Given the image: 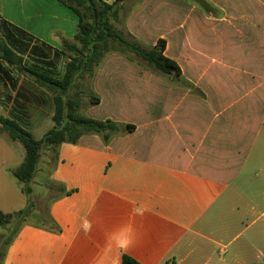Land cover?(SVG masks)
Here are the masks:
<instances>
[{
  "label": "crops",
  "instance_id": "1",
  "mask_svg": "<svg viewBox=\"0 0 264 264\" xmlns=\"http://www.w3.org/2000/svg\"><path fill=\"white\" fill-rule=\"evenodd\" d=\"M164 1L128 2L123 30L146 49L164 40L179 70L106 56L90 119L120 131L108 143L86 135L59 147L49 210L60 231L23 226L2 264H121L124 254L141 264H264V0H205L206 49L185 31L187 60L177 52L182 25L172 39L150 31L174 24L184 2L164 15ZM77 29L57 0H0V39L31 70L61 78L62 42ZM54 113L53 93L0 55V116L42 139ZM22 147L0 133V179L20 167Z\"/></svg>",
  "mask_w": 264,
  "mask_h": 264
},
{
  "label": "trees",
  "instance_id": "2",
  "mask_svg": "<svg viewBox=\"0 0 264 264\" xmlns=\"http://www.w3.org/2000/svg\"><path fill=\"white\" fill-rule=\"evenodd\" d=\"M68 8L78 19V29L73 41L63 40L62 53L69 58L64 75L61 78L22 65L23 58L0 39V55L3 60L31 77L39 86L51 91L54 96V127L42 139H36L24 130L16 121L0 116V133L5 132L11 140L19 142L26 155L20 167L10 173L23 184L21 191L25 196L32 192L30 184L34 181L38 164L45 149L56 152L64 144H79L86 135H98L108 143L112 136L120 131V126L111 120L99 121L83 115L84 103L80 94L83 87L91 91V83L99 65L110 53L132 54L147 62L156 72L170 74L179 70L176 63L165 56L166 43L160 40L157 46L146 49L136 41L126 37L123 26V12L132 0H116L108 4L104 0H57ZM22 34V32H20ZM57 57V56H56ZM92 93V91H91ZM99 99L92 96L90 105H97ZM30 203L27 207L11 213L0 209V226L11 228L16 226V233L7 242V249L0 255L3 263L9 247L21 228L31 225L59 232L50 210L37 214L36 220L29 219L33 212ZM121 264H141L128 254L122 256Z\"/></svg>",
  "mask_w": 264,
  "mask_h": 264
},
{
  "label": "rangeland",
  "instance_id": "3",
  "mask_svg": "<svg viewBox=\"0 0 264 264\" xmlns=\"http://www.w3.org/2000/svg\"><path fill=\"white\" fill-rule=\"evenodd\" d=\"M163 1V0H162ZM154 2V1H153ZM152 3V2H151ZM149 4L148 8L151 9V7H157ZM165 5H163V10L161 14H167V15H173L174 13V1L173 0H165ZM207 5L205 0H184L182 3V8L179 11H176V21L173 24H167V21H165L162 25H157L155 27L152 26L153 22L151 23L150 31L152 33V30L155 32L161 31L164 33H167L169 39L173 38V35H171V30L177 29L179 25H182L183 32L180 33L181 35V42L178 44L177 52L181 56H183V60L190 59V55L193 53L190 51V46L188 45L189 38L186 36V32L193 30L194 32L198 31L197 39L195 37L193 38V41L195 43L194 46L202 49L203 51L205 48V13L207 11ZM154 11V9L152 8ZM180 14V15H178ZM170 25V26H169ZM123 28V26H121ZM196 35V34H195ZM187 40V42H185ZM143 46V45H142ZM144 47V46H143ZM182 48V49H181ZM130 60H133L129 58ZM195 60H200L196 55H194ZM132 90H135L138 88L132 84L129 85ZM91 87V85H90ZM84 94H80V97L84 103V109L82 110L83 115L86 118H90L94 116V113L91 112V107L93 105H90L92 96H94L91 91H88V89L83 87ZM134 102H123V105L125 106H133ZM137 106L139 105V102L135 103ZM54 125V123H52ZM36 137H44L43 134L36 133ZM40 139V138H37ZM22 146V145H21ZM23 148V147H22ZM24 149V148H23ZM55 158H56V152L51 149H45L42 154V158L38 164V170L35 176L34 181L30 184V188L32 192L29 194V196H25L21 188L23 186L22 183H20L11 173L10 170H7V175L4 179H0V208L4 212H14L17 210L24 209L27 207L30 203V205L35 208L33 209L32 214L29 216V219L36 220L37 214L40 212H43L46 214V212L49 209L50 201L52 200L53 196L56 192V186L51 183V171L53 170L55 166ZM16 226L11 228H4L0 226V255L4 253L7 249V242L8 240L12 239V237L15 236ZM252 229H250V232ZM244 237L240 238L235 244H232L230 247V250L234 246L239 245L243 241Z\"/></svg>",
  "mask_w": 264,
  "mask_h": 264
}]
</instances>
